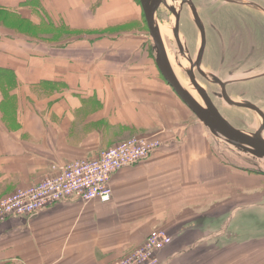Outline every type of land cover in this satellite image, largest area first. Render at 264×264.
<instances>
[{
    "label": "crops",
    "instance_id": "0c3cea01",
    "mask_svg": "<svg viewBox=\"0 0 264 264\" xmlns=\"http://www.w3.org/2000/svg\"><path fill=\"white\" fill-rule=\"evenodd\" d=\"M141 21L139 0H0V200L53 164L134 136L163 143L112 176L108 202L67 200L0 222V264H112L155 228L172 236L161 259L211 264L217 248L183 255L207 242L212 219L264 201V175L214 150L143 49L152 38L133 29ZM222 55L207 52L203 63L222 74Z\"/></svg>",
    "mask_w": 264,
    "mask_h": 264
},
{
    "label": "flooded vegetation",
    "instance_id": "af4514ba",
    "mask_svg": "<svg viewBox=\"0 0 264 264\" xmlns=\"http://www.w3.org/2000/svg\"><path fill=\"white\" fill-rule=\"evenodd\" d=\"M223 9L230 10L222 18L230 21L225 24L217 20ZM157 16L166 50L170 60L174 59L171 62L182 84L181 73L188 87L193 88L195 79L204 89L206 82L220 90L225 84L229 93L232 85L264 78V49L258 45L259 37L264 39V0H165ZM214 36L222 43V74L203 63L212 50L208 41ZM151 48L154 52L152 44ZM221 93L216 91L214 95L225 100Z\"/></svg>",
    "mask_w": 264,
    "mask_h": 264
},
{
    "label": "rangeland",
    "instance_id": "374dc122",
    "mask_svg": "<svg viewBox=\"0 0 264 264\" xmlns=\"http://www.w3.org/2000/svg\"><path fill=\"white\" fill-rule=\"evenodd\" d=\"M223 10L224 12H221V14L217 16V20H219L221 24H225L227 21L230 22L229 20H222L224 15L226 17V13L230 12V10ZM256 18L260 19L261 16L257 15ZM146 27L145 23L141 21L140 24L136 25L133 29L139 28L146 32ZM36 34L38 35L39 32H36ZM259 39V48L263 50L264 39L261 37H259ZM151 44H153V41H148L146 46H143L145 52H153L151 50ZM221 44V41L215 36L208 41V47L212 48L211 52H219ZM172 45L175 47L173 41ZM234 50L237 51L236 48H234ZM181 76L182 82L188 86V83H186L188 82L187 79L184 78L182 73ZM205 86V89H207L223 116L235 127L247 132H256L263 126V118L258 113L231 105L226 100L215 96L214 94L216 91L221 92V88L215 84L206 82ZM189 90L195 93L197 98L200 97L194 87L192 88L189 86ZM229 93L230 96L232 95V98L238 101L256 103L259 107L264 109V78L253 82L232 85L229 87ZM205 129L208 131L210 139L212 140L214 150H216L218 154L224 156L229 161L230 165L239 167L249 173L255 172L264 175V159L257 158L243 151L236 145L227 141L223 136L212 134L206 127ZM207 227L209 230L205 236L207 239L205 241L207 242L203 243V240L201 245L196 247L195 250H191L188 254L183 255V257L198 258L201 257L199 256L201 254L199 250L217 248V250L211 251V256L209 257L211 259L207 260L205 257L208 262H213L211 264H264V201L242 207L238 214H227V216L225 214L223 220L221 217L214 218L207 224ZM161 261H165L166 264H175L176 262L169 263L170 260L163 258ZM201 261L202 263L205 262L204 259H201Z\"/></svg>",
    "mask_w": 264,
    "mask_h": 264
},
{
    "label": "built area",
    "instance_id": "2783aa9c",
    "mask_svg": "<svg viewBox=\"0 0 264 264\" xmlns=\"http://www.w3.org/2000/svg\"><path fill=\"white\" fill-rule=\"evenodd\" d=\"M162 145L156 138L134 136L101 150L95 157L53 164L50 175L0 200V222L13 216L30 217L67 200L108 202L113 197L112 176L122 168L150 159ZM171 242L168 231L155 228L141 246L112 264H166L159 252Z\"/></svg>",
    "mask_w": 264,
    "mask_h": 264
},
{
    "label": "water",
    "instance_id": "95a60500",
    "mask_svg": "<svg viewBox=\"0 0 264 264\" xmlns=\"http://www.w3.org/2000/svg\"><path fill=\"white\" fill-rule=\"evenodd\" d=\"M143 7L147 26L153 41V50L156 54L157 65L166 79L172 86L178 96L189 106L196 114L199 121L202 122L212 134L221 135L230 143L236 145L243 151L252 154L257 158L264 159V110L249 101H238L232 98L222 84V97L231 105L252 110L263 118V126L256 132H247L235 127L221 113L219 108L212 100L209 93L195 79L193 87L199 94L200 100L180 81L168 52L158 24V10L165 0H140ZM179 40V39H178ZM205 42H203V46ZM180 66H182L180 64Z\"/></svg>",
    "mask_w": 264,
    "mask_h": 264
},
{
    "label": "bare ground",
    "instance_id": "6f19581e",
    "mask_svg": "<svg viewBox=\"0 0 264 264\" xmlns=\"http://www.w3.org/2000/svg\"><path fill=\"white\" fill-rule=\"evenodd\" d=\"M166 32V31H165ZM171 60H173L172 58H171ZM172 63H173V61H172ZM186 88H188L189 89V87L186 85V84H183ZM194 95H196L195 93H193ZM198 99L200 100V98L198 97Z\"/></svg>",
    "mask_w": 264,
    "mask_h": 264
},
{
    "label": "trees",
    "instance_id": "16d2710c",
    "mask_svg": "<svg viewBox=\"0 0 264 264\" xmlns=\"http://www.w3.org/2000/svg\"><path fill=\"white\" fill-rule=\"evenodd\" d=\"M140 1V0H139ZM144 20H145V22H146V19H145V15H144ZM146 24H147V22H146ZM148 27V26H147ZM152 50V49H151Z\"/></svg>",
    "mask_w": 264,
    "mask_h": 264
}]
</instances>
